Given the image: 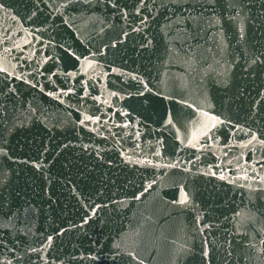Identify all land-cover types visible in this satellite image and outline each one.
Here are the masks:
<instances>
[{"label":"water","instance_id":"obj_1","mask_svg":"<svg viewBox=\"0 0 264 264\" xmlns=\"http://www.w3.org/2000/svg\"><path fill=\"white\" fill-rule=\"evenodd\" d=\"M0 264H264V0H0Z\"/></svg>","mask_w":264,"mask_h":264}]
</instances>
